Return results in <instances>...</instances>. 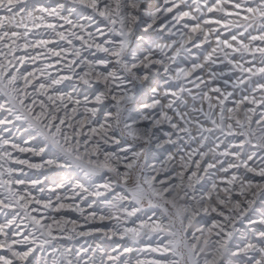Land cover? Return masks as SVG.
<instances>
[{
  "label": "snow or ice",
  "instance_id": "snow-or-ice-1",
  "mask_svg": "<svg viewBox=\"0 0 264 264\" xmlns=\"http://www.w3.org/2000/svg\"><path fill=\"white\" fill-rule=\"evenodd\" d=\"M0 264H264V0H0Z\"/></svg>",
  "mask_w": 264,
  "mask_h": 264
}]
</instances>
